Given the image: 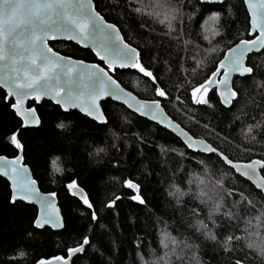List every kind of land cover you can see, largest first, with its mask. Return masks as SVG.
I'll list each match as a JSON object with an SVG mask.
<instances>
[{
  "label": "trees",
  "instance_id": "trees-1",
  "mask_svg": "<svg viewBox=\"0 0 264 264\" xmlns=\"http://www.w3.org/2000/svg\"><path fill=\"white\" fill-rule=\"evenodd\" d=\"M93 2L152 73L114 68L112 75L122 86L140 98L159 100L172 119L227 158L264 161V47L247 57L252 74L234 77L237 95L229 107L220 104L214 87L196 99L205 98V104L194 103L192 95L225 49L250 36L242 0ZM164 14L175 16L171 31L160 22ZM49 45L97 61L89 49L70 41ZM157 87L165 96L157 95ZM11 104L0 87V154L21 151L39 188L55 193L63 226L36 228V207L13 202L0 176V262L31 264L64 254L87 237L72 264H264L261 250L248 247L264 248L263 194L214 153L188 149L170 131L110 99L101 102L104 122L63 111L49 100L30 101L40 123L27 128ZM13 135L21 148L12 143ZM260 172L264 177V167ZM73 181L84 198L71 194ZM229 236L233 239L226 244Z\"/></svg>",
  "mask_w": 264,
  "mask_h": 264
},
{
  "label": "snow or ice",
  "instance_id": "snow-or-ice-1",
  "mask_svg": "<svg viewBox=\"0 0 264 264\" xmlns=\"http://www.w3.org/2000/svg\"><path fill=\"white\" fill-rule=\"evenodd\" d=\"M249 2V0H246ZM90 0L87 2H77L76 4H72L71 0H0V60H5L9 58L6 55L5 45H8L9 50L15 54L13 57V67H12V88L16 91L18 96H26L30 95L33 92H38L42 95H48L50 92H56V95L59 97L60 93L57 91V88L60 86L61 82V74L65 76L63 81L64 86L68 89L66 92V98L72 99V86H79L81 82H84V87L90 88L97 95L99 93L110 94L112 91H120L123 90L119 88V85L116 84V81L112 79L107 72L103 69H100L99 66H91L95 68V71L91 69L87 72L86 75H82L78 70V66L72 65L68 66L63 63V58L58 56H50L51 49L47 51L41 46V43L45 37H47L49 31H63L65 33H72V38H77V29L79 30V38L88 40L97 32H101L105 35V38L111 43L113 52L117 59L121 61H131L132 53H135V49L130 48L128 45H123L122 47L117 43L118 36H114L113 32H106L105 29L115 30V26L113 25H102L101 19L98 14L93 15L89 12ZM261 9H264V3L260 5ZM71 11L72 15H69ZM137 12H140L141 9L137 8ZM155 15H159L158 13ZM80 17L83 23H77L75 17ZM261 16L264 17V11L261 12ZM217 18V17H214ZM175 19V16L172 14H164V19L161 20V23H166L169 31L172 30V21ZM251 23V22H250ZM257 26L253 25L252 31H256ZM259 35L255 37L253 40H241L235 47L230 48L229 52L231 55H226L225 60L220 61L219 66L216 68L215 72L211 73V76L204 81V83L199 84L197 88L193 89V101L194 103L205 104L207 100L205 98H201L196 100V93L203 89L205 92L208 91L206 85L212 84L215 85V81L213 80L221 70H223L224 75L220 80L218 87H223L224 89H228L230 87L231 76L234 73H239L240 75H250L253 72L252 67H248L244 65V59L247 53L252 51H259L260 48L264 47V20L261 21L259 25ZM251 34V33H250ZM24 46V50L29 51L32 55L25 57L23 54L18 51L21 46ZM107 50V49H106ZM99 54V53H98ZM37 59H39L40 63H37ZM101 59H105V57H101ZM22 60H28L29 63L26 65H21L20 67H16L15 65ZM54 60L59 63H54ZM227 62V66L226 63ZM82 63V62H81ZM42 65H51L52 67H57L60 71L57 73L46 74L42 69ZM120 67L131 66L138 68L140 72H142L145 76L152 77V73L147 71L143 65L139 62L136 64L126 65L121 63ZM7 67V65H5ZM67 67L68 71L64 72L63 69ZM108 68L111 70L113 65L111 62L108 63ZM37 73L36 77L33 78L28 76V71ZM21 73H25V75H21ZM153 80L155 78L153 77ZM126 96H130V94H125ZM157 95L165 96V92L157 87ZM234 98L237 93L233 91L231 93ZM59 102V101H58ZM95 100L93 99V103ZM15 107V106H14ZM137 109H144V114H153V118H155V113L159 110V103L157 101H152L151 103H141L137 105ZM28 121L33 124H38L39 121L34 116V111L30 110L28 113ZM26 121V122H28ZM58 127L63 128L64 125H58ZM252 129L250 128L248 131L250 132ZM12 143L19 149L21 148L20 143L17 141L15 135L12 136ZM197 143L203 145V141H198ZM191 146V143L189 144ZM206 151L215 152L216 149L205 147ZM226 163L232 165L233 162L229 160L227 157H222ZM19 157L17 158V160ZM2 160V158H0ZM54 165L56 161L53 162ZM16 164V161H8L4 162L0 167H11ZM264 167V161L256 160L252 163L245 164L242 166L233 165L237 168V171L241 172L242 175L251 177L256 174V166ZM16 174H19L18 169H13ZM59 171L58 168L55 169ZM8 174V173H5ZM34 183V182H32ZM129 187H137L133 185L131 181L127 182ZM75 181L69 185V188H75ZM258 188H264V184H257ZM18 191L22 195L20 198L24 196H37L36 190L31 187V185H24L22 183L16 184L14 192ZM183 194V193H182ZM52 196L55 193L51 194ZM201 196L205 195L204 192L200 193ZM18 197L14 194L13 202ZM37 198L42 199L37 196ZM133 199H139V195L133 197ZM143 202V201H141ZM84 203L88 204V207H92L91 204L88 203L87 199H84ZM215 212L220 211V204H217ZM93 219H95V213L93 214ZM44 223H56L55 217L52 215H47L44 218ZM206 227V225H202ZM215 239V237H212ZM233 239L232 236H229L226 240V244ZM239 239V237H236ZM264 239V238H262ZM84 244L88 243V238L85 237ZM163 243V241H162ZM167 247V244L164 245ZM248 247L258 248L261 250L262 254H264V248H261L260 245L255 243H250ZM83 249V245L78 248H70L69 254H73L79 252ZM23 255V253H21ZM56 259H61L57 257ZM164 259V258H162ZM40 264H45L44 261H41ZM165 264L167 262L165 261ZM236 264H241L240 261H237Z\"/></svg>",
  "mask_w": 264,
  "mask_h": 264
},
{
  "label": "water",
  "instance_id": "water-1",
  "mask_svg": "<svg viewBox=\"0 0 264 264\" xmlns=\"http://www.w3.org/2000/svg\"><path fill=\"white\" fill-rule=\"evenodd\" d=\"M202 2H209V3H220L222 0H200ZM243 4L245 6V9L248 14V21H249V37L248 38H241L228 46L222 57L218 60L216 68L219 66L220 61L225 60L226 55H231L229 52L230 48L235 47L236 44H238L241 40H253L255 39L256 36H258L259 33V25L262 20H264V17L261 16V12L264 11V9H261L260 5L261 3H264V0H249V2H246V0H242ZM77 2H87V0H71L72 4H76ZM89 12H91L93 15L98 14L101 19L102 25H113L115 26V30L113 31L112 29H105L106 32H113L114 36H118L117 43L122 47L123 45H128L130 48L135 49V53H132V59L131 61H121L116 58L111 43L105 38V35L101 32H97L94 37L89 38L88 40L81 39L79 38V30L77 29V38H72L73 34L72 33H65L63 31H49L47 37L44 38V40L41 43V46L44 48L45 51L48 49H51V53H49L50 56H58L63 58V63H65L68 66L76 65L78 66L77 70L82 74L86 75L87 72L91 69L92 71H95V68H92L91 66H99L100 69H103L105 72L108 73L112 77L113 80L116 81V84L119 85V88L122 89L123 91H112L110 94H105V93H99L98 95L93 92L90 88L84 87V82H81L79 86H72V93H73V98L68 99L66 98V92L67 88L64 86L63 81L65 79V76L61 74V82L60 86L57 88V91H59L60 95L59 97L56 95V92H50L48 95H42L38 92H33L30 95L26 96H18L16 94V91L12 88V67H13V57L15 56L14 53H12L9 50L8 45H5L6 49V55L9 57L5 60H0V87L6 92V98H12L13 102L11 104V109L15 113V115L21 120L22 122V127H37L40 123V118L36 112V109L34 106H28L27 102L29 100H35L36 103H40L42 100H49L52 103L58 105L61 110L67 111V110H77L79 113L82 115H85L97 122H104L105 121V116L101 108V102L110 99L114 102L120 103L124 105L127 109H129L131 112L144 117L159 126L165 128L166 130L170 131L173 133L175 136H177L181 142L190 150L192 151H197L205 154H211L214 153L218 157H220L224 162L225 160L222 157H226L223 155L220 151H218L215 147H213L207 140L201 137H196L190 134L185 128H183L177 121L172 119L163 109L162 105L160 104L159 100L157 99H144L138 97L134 92L131 90L125 88L122 86L118 80L112 75V72L114 68H120V69H127V68H135L131 66H126V67H120L119 65L121 63H124L126 65H131V64H136L137 62L140 63L139 59V51L137 48H135L133 45L128 43L122 36L120 30L118 27L111 21L106 20L103 15L95 8L93 0H90V5H89ZM69 15H72L71 11L69 12ZM77 23H83L80 17H75ZM251 22V23H250ZM253 25H256V31H252ZM251 33V34H250ZM53 40H64V41H70L77 46H80L82 48H87L89 49L94 56L96 57L97 61H100L101 63L97 61H88L84 60L81 58H74L72 56L63 54L55 49H53L49 45V41ZM263 48V47H262ZM260 48V50L262 49ZM107 49V50H106ZM259 50V51H260ZM23 56L28 57L32 55L31 52L24 50V46L22 45L20 49H18ZM253 52H258V51H252L246 54L245 59H244V65H247V57L249 54ZM99 53V54H98ZM105 57V59H101V57ZM82 62V63H81ZM111 62L113 65V68L110 70L108 68V63ZM28 60H22L19 61L15 66L20 67L21 65H26L28 64ZM37 63H40L39 59H37ZM54 63H59L54 60ZM226 66H227V62ZM141 64V63H140ZM7 65V67H5ZM250 67V66H248ZM216 68L214 69L213 72L216 71ZM42 69L46 74H52V73H57L60 70L57 67H52L51 65H42ZM138 69V68H135ZM64 72L68 71V68L65 67L63 69ZM21 75H25V73H21ZM28 76H31L33 78L36 77L37 73L32 72L31 70L28 71L27 73ZM224 72L221 70V72L213 78L215 81V85L209 84L206 85L208 89L214 87L216 95L219 99V102L222 106L224 107H229L231 105V102L233 100V97L231 93L234 91L232 82L234 77L236 76H242L239 73H234L231 76V81H230V87L228 89H224L223 87H218L220 80L223 78ZM247 75V74H246ZM211 76V75H210ZM209 76V77H210ZM245 76V75H243ZM208 77V78H209ZM206 81V80H205ZM204 83V82H202ZM204 90L201 89L196 93V99L199 97L201 93H203ZM125 94H130V96H126ZM93 99L95 102L93 103ZM59 101V102H58ZM152 101H157L159 103V110L156 111L155 113V118H153V114H144L145 110L144 109H137V105L141 103H151ZM15 106V107H14ZM30 110L34 111V116L36 119H38L39 123L38 124H33L30 121H28V113ZM28 121V122H26ZM198 141H203L204 144L201 145L197 143ZM191 143V146L189 144ZM205 147L209 148H214L216 149L215 152L212 151H206ZM19 159L17 160V158ZM0 165H2L4 162L8 161H16V164L11 166V167H0V176L3 177L4 179L7 180L9 189H10V197L11 200H13L14 194L18 197L16 200H20L29 204H33L36 207V215L33 220V225L36 228H44V227H49L51 229H60L63 226V217L60 211V207L57 203V197L56 195L52 196L51 194L53 192L50 191H42L39 186L37 181L32 175L31 169L26 164L23 160V156L21 151H19L16 155L14 156H6L4 154H0ZM229 159V158H228ZM231 160V159H229ZM260 160L263 161L259 158H252L247 161H241V160H231L233 162L232 165L226 163L228 166H230L239 176L250 182L255 188L261 191L264 197V188H258L257 184H264V177L262 176L260 170L263 167H260L259 165L256 166V174L248 177L245 175H242L241 172L237 171V168L234 167L233 165L237 166H242L245 164L252 163L253 161ZM13 169H18L19 174H16ZM8 173V174H5ZM34 182V183H32ZM24 184V185H31L32 188L36 190L37 196L42 198L39 199L37 196H24L23 198L21 197V193L18 191L14 192L15 185L16 184ZM71 194L75 196L76 198L82 199L85 197L84 190L79 186L76 185L75 188H70ZM15 200V201H16ZM47 215H52L56 219V223H44V218ZM84 239L82 241L74 246H69L65 249V253H57L53 254L50 256H42L35 260L31 264H40L41 261H44L45 264H72L73 258L81 254L84 250V247L86 244H84ZM83 245V249L79 252L69 254V249L70 248H78ZM57 257H60L61 259H56ZM0 264H8L4 262H0Z\"/></svg>",
  "mask_w": 264,
  "mask_h": 264
},
{
  "label": "flooded vegetation",
  "instance_id": "flooded-vegetation-1",
  "mask_svg": "<svg viewBox=\"0 0 264 264\" xmlns=\"http://www.w3.org/2000/svg\"><path fill=\"white\" fill-rule=\"evenodd\" d=\"M53 41H55V40H53ZM49 42H52V41H49ZM98 62L101 63L100 61H98ZM3 91H4V90H3ZM4 92H5V91H4ZM5 93H6V92H5ZM202 94H203V93H201L200 95H202ZM200 95H199V96H200ZM6 99H7V98H6ZM9 99H11L12 102H13V99H12V98H9ZM9 99H7V100H9ZM30 101L35 102V100L33 99V100H29V101L27 102V105H28V106H33L32 104H31V105L29 104ZM35 103H36V102H35ZM36 104H39V103H36ZM57 106H58V105H57ZM67 111H68V110H67ZM2 178H3V177H2ZM5 180H6V179H5ZM6 181H7V180H6Z\"/></svg>",
  "mask_w": 264,
  "mask_h": 264
},
{
  "label": "rangeland",
  "instance_id": "rangeland-1",
  "mask_svg": "<svg viewBox=\"0 0 264 264\" xmlns=\"http://www.w3.org/2000/svg\"><path fill=\"white\" fill-rule=\"evenodd\" d=\"M204 92H205V91H204ZM204 92H203V93H204ZM200 96H201V95H200Z\"/></svg>",
  "mask_w": 264,
  "mask_h": 264
}]
</instances>
